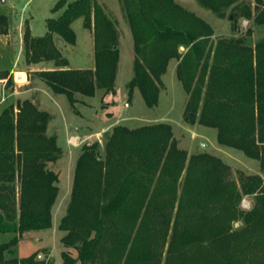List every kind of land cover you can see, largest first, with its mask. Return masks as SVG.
<instances>
[{"label":"trees","instance_id":"obj_1","mask_svg":"<svg viewBox=\"0 0 264 264\" xmlns=\"http://www.w3.org/2000/svg\"><path fill=\"white\" fill-rule=\"evenodd\" d=\"M134 37V75L130 95L140 88L148 106L158 104L162 75L172 58L187 93L184 118L215 127L218 142L258 159L264 175V37L254 44L245 36L214 37L212 25L175 0H119ZM237 31L242 18L264 25V0H197ZM46 19L48 32L23 34L27 64L54 62L37 76L54 93L76 105L77 92L94 95L98 87L115 93L120 60L119 30L99 0H58ZM82 17L92 30V67L70 68L53 38L77 41L73 20ZM0 15V35L7 33ZM252 28L247 33L252 35ZM184 50H180V46ZM8 71L0 78L8 77ZM51 114L31 98L17 99L0 114V232H13L0 244V264H51L34 255H11L23 233L52 225L59 194V173L49 167L62 154L49 134ZM104 155L95 141L84 144L74 168L72 192L59 228L64 264H160L158 246L169 239L165 264L189 259L188 249L213 246L223 257L215 264H264V178L230 177V166L209 152L179 147L166 122L131 128L115 125L107 133ZM242 193L254 194V205L240 209ZM241 219L242 226L233 228ZM232 243L238 246H229ZM174 258V259H173ZM173 259V260H172Z\"/></svg>","mask_w":264,"mask_h":264},{"label":"rangeland","instance_id":"obj_2","mask_svg":"<svg viewBox=\"0 0 264 264\" xmlns=\"http://www.w3.org/2000/svg\"><path fill=\"white\" fill-rule=\"evenodd\" d=\"M58 0H0V15H7L9 30L0 35V73L3 70L15 68L13 74L5 79L0 78V114L4 106L15 103L17 99L24 96L32 97V93H20L26 86L40 85L39 91L42 108L51 114L49 127L52 130L60 128L57 138L62 147L61 156L54 162H50L52 170L59 173V195L53 210L52 225L43 230H28L23 233L19 243L13 247V254L10 257H27L34 255L39 260L45 259L51 264H64L61 254L67 250L74 257L77 251L72 247H65L62 242L64 231L59 228L60 219L66 213L68 203L71 198L72 183L74 178V167L80 148L84 144H90L101 138L102 145L100 153L103 155V147L107 141V135L92 134L109 129L112 124H125L131 128L141 125L156 124V122H166L172 125L173 133L178 140L179 147L192 153H211L222 159L230 168V177L239 183L241 173L247 175L260 174L263 172L259 160L253 159L245 154L242 149H237L218 142L217 129L212 126L203 125L199 122L188 123L184 118L187 93L183 84L177 77L176 58H172L167 66V71L162 75V87L158 104L150 107L144 101L140 88H135L130 95L128 82L134 75L133 63L135 59L134 37L132 36L130 25L125 19L122 4L118 0H110L108 3L99 0L104 4L107 12L113 20L117 21L119 30V50L121 53L118 65V74L115 83V93H105V90L97 86L94 95H83L77 92L76 105L69 102L68 97L63 93H54L44 81H42L35 71L38 69L55 68L52 61H41L38 64H27L23 53V34L27 23H29L33 36H41L48 32L46 19L58 15L60 12H52L54 4ZM185 8L193 11L199 17L208 21L214 29V37L222 36H245L250 44L264 37V25H256L247 18L239 21L237 31L232 30V23L227 17H218L211 9L202 6L197 0H175ZM255 5V0H247ZM72 26L76 32L77 41L69 44L59 34L54 33L53 38L63 55L69 59V67L88 68L94 65V37L93 32L84 26L82 17L73 20ZM252 28V35L247 33L248 28ZM181 50V49H180ZM21 71L27 76L22 82L15 81V72ZM24 71V72H23ZM4 82V83H3ZM4 89V90H3ZM108 131H112L113 127ZM98 135V136H97ZM87 137V139L85 138ZM73 139L76 143L72 142ZM79 139V140H78ZM85 139V140H84ZM86 141V143H84ZM254 194L242 193L240 209L250 210L255 202ZM242 220L233 222V228L242 226ZM13 232H0V244L10 242ZM169 239L164 245L158 246L151 251H162L161 263L165 264L168 250H176L179 246L169 248ZM229 246H238L232 243ZM213 246L201 245L188 249L189 259L184 262L177 260L173 264H215L220 263L223 257L216 254ZM167 250V251H166ZM174 259V258H173ZM172 259V260H173Z\"/></svg>","mask_w":264,"mask_h":264},{"label":"crops","instance_id":"obj_3","mask_svg":"<svg viewBox=\"0 0 264 264\" xmlns=\"http://www.w3.org/2000/svg\"><path fill=\"white\" fill-rule=\"evenodd\" d=\"M102 1H105L106 3H108L110 0H102ZM114 1V0H113ZM118 2H119V0H118ZM183 5V4H182ZM121 57V56H120ZM119 62H120V60H119ZM177 63H178V61H176ZM119 65V64H118ZM51 69H53V68H51ZM15 70V68H13V67H11L10 69H5V70H3V71H8V73H9V76L8 77H10L12 74H13V71ZM4 83V82H3ZM0 86H2V84H0ZM3 86H4V84H3ZM2 86V87H3ZM40 89H41V87H40V85L38 84V85H33V86H26L20 93H22V92H24V93H32L33 95H32V97H29L28 95L27 96H24L23 98H31L32 100H34L35 101V103L37 104V105H39L40 106V108H42V105H41V103H43L42 101H41V97H40V94H39V91H40ZM0 90H1V92L3 93V91H2V89L0 88ZM4 90V89H3ZM3 95H4V93H3ZM76 96V95H75ZM3 100H5L4 99V96L0 99V101H3ZM4 108H6V106H4ZM44 109V108H43ZM4 110V109H3ZM49 124H50V122H49ZM112 126H114V124H112ZM112 126H110V128L109 129H107V127H106V129H102L101 131H98V132H94V133H92V134H98V135H102V133H104V135L106 136L107 135V133H108V131L112 128ZM61 131V129L60 128H57V130H52L51 131V128L49 127V125H48V133L49 134H55L56 135V138H57V136H58V134H59V132ZM97 135V136H98ZM86 139H87V137H85ZM100 140H97L98 142H99V144H100V149H101V145H102V142H100L101 141V138L100 137H98ZM85 140V139H84ZM84 143H86V141L84 142ZM89 144V143H88ZM61 146V145H60ZM62 148V147H61ZM81 149V148H80ZM103 150H104V147H103ZM79 157V156H78ZM77 161V160H76ZM49 164H50V162H49ZM76 164V163H75ZM49 167H50V165H49ZM51 168V167H50ZM75 168V167H74ZM52 169V168H51ZM75 173V172H74ZM59 195V194H58ZM55 203H56V201H55ZM55 203L53 204L54 206H53V210H54V208H55Z\"/></svg>","mask_w":264,"mask_h":264},{"label":"built area","instance_id":"obj_4","mask_svg":"<svg viewBox=\"0 0 264 264\" xmlns=\"http://www.w3.org/2000/svg\"><path fill=\"white\" fill-rule=\"evenodd\" d=\"M24 72V71H23ZM16 74H15V81L16 82H22V80H25V79H27V76H26V73H25V76L22 74V72L21 71H19V72H15ZM79 140V139H78ZM73 143L75 142L76 143V140L75 139H73V141H72Z\"/></svg>","mask_w":264,"mask_h":264},{"label":"water","instance_id":"obj_5","mask_svg":"<svg viewBox=\"0 0 264 264\" xmlns=\"http://www.w3.org/2000/svg\"><path fill=\"white\" fill-rule=\"evenodd\" d=\"M180 49H181V50H184V46L181 45V46H180ZM33 102L35 103L34 100H33Z\"/></svg>","mask_w":264,"mask_h":264}]
</instances>
